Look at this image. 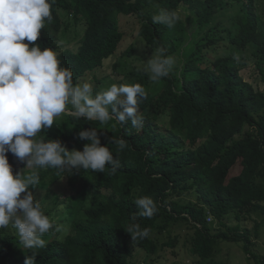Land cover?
Masks as SVG:
<instances>
[{"label":"trees","instance_id":"1","mask_svg":"<svg viewBox=\"0 0 264 264\" xmlns=\"http://www.w3.org/2000/svg\"><path fill=\"white\" fill-rule=\"evenodd\" d=\"M226 1L51 0L53 19L45 21L35 43L42 50L57 52L61 67L72 70L75 85L118 53L126 36L121 27L123 16L139 19L138 35L148 47L164 48L166 55L172 56L177 43L186 37L184 26L180 21L174 27L154 23L153 17L161 10L177 11L185 3L197 9V23L202 26L215 16V7L226 6ZM246 11L233 43L244 49L259 42L264 51L253 0H248ZM64 15L72 16L75 25L82 26L78 52L58 47L60 31L70 26ZM209 38L190 46L183 65L157 82L155 92L140 105L142 128H134L131 121L121 124L114 120L116 129L108 135L102 133L101 144L108 146L118 160L115 172L111 165H106L103 173L38 169L40 181L56 175L79 194L93 191L101 198L86 210V221L76 222L72 233L63 239L43 236V248L27 249L11 233L0 235V264H25L33 255L35 264H131L134 247L156 251L151 235L159 222L169 225L189 221L188 217L202 226L197 228L193 252L208 257L217 238L210 237L206 230L207 212L216 219L235 209L249 211L254 207L264 214V188L255 185V180L264 175V93L244 81L229 59L207 56L206 49L218 41ZM127 51L131 55L133 48ZM66 118L69 121L62 127H58V121L55 132L51 127L36 138L60 139L69 150H83L87 141L79 139V132L95 128L99 133L103 125L72 115ZM160 124L166 126L165 132ZM111 139L125 140L126 147L119 150L109 143ZM8 159L16 173L21 161L11 153ZM190 191L199 194L200 202L180 204L174 200ZM141 197L153 199L156 212L151 218L136 216L134 221L138 212L134 201ZM132 223L147 229L148 236L134 241L124 229ZM221 237L231 238L226 233ZM232 239L240 241L242 236L235 234Z\"/></svg>","mask_w":264,"mask_h":264},{"label":"clouds","instance_id":"2","mask_svg":"<svg viewBox=\"0 0 264 264\" xmlns=\"http://www.w3.org/2000/svg\"><path fill=\"white\" fill-rule=\"evenodd\" d=\"M53 19L51 0H0V229L11 226L24 248L45 247L43 236L51 229L66 231L45 215L41 200L31 191L39 185L38 169L58 171L80 169L103 173L106 165L112 172L118 167L108 146L101 144L98 130H81L86 140L83 150H69L60 139L37 140V134L50 129L56 118L65 113L73 117L105 124L116 120L131 121L134 128L143 127L140 105L148 93L141 84H112L93 95L88 82L73 84V72L61 67L58 54L51 48L41 49L35 43ZM181 20L178 11L161 10L154 23L174 27ZM145 70L153 82L168 77L176 63L164 48L154 49ZM119 150L126 147L123 139H111ZM11 153L26 167L16 174L9 163ZM24 194L23 196L21 194ZM138 212L133 216L151 218L156 204L150 197L134 201ZM134 241L148 236L139 223L124 228ZM28 256L25 264H35Z\"/></svg>","mask_w":264,"mask_h":264},{"label":"rangeland","instance_id":"3","mask_svg":"<svg viewBox=\"0 0 264 264\" xmlns=\"http://www.w3.org/2000/svg\"><path fill=\"white\" fill-rule=\"evenodd\" d=\"M247 2L248 0H228L226 6L215 7L217 11L215 16L208 24L202 26L197 23L199 17L197 9L181 3L177 11L181 15L180 22L184 26L186 37L177 43L176 53L172 55L176 63L171 72L183 65L190 46H198L210 37L218 41L210 49H206V55L229 59L237 65L244 81L252 84L257 91L264 93V51L261 45L255 42L240 49L233 43V39L241 30L240 20L247 14ZM253 7L258 32L264 36V0H253ZM63 18L70 26L63 27L60 31L58 47L61 50L78 52L82 40V26H76L70 15H64ZM121 27L126 36L118 53L106 60L102 68L87 74L80 83H90L93 87V95L112 84L139 83L146 89L149 96L155 92L159 84L153 82L150 74L145 70V62L154 54V49L148 47L138 35L140 28L138 18L123 16ZM130 47L133 48L131 55L127 51ZM180 71L179 69L177 74ZM68 115L71 114L65 113L56 118L52 126L53 132L69 121L66 118ZM58 121L60 125L57 127ZM117 122L113 119L103 124L99 129L100 138H103L102 133L107 132L108 135L116 129ZM162 124H160L161 131L165 132L166 126ZM21 163L17 172L26 167L25 163L22 165ZM255 185L264 188V175L255 180ZM31 191L37 200H41L42 209L50 221L56 225H63L66 229V231L57 232L53 228L44 235V239L56 236L63 239L72 233L73 225L76 222H85L86 210L101 198L99 193L93 191L88 194H79L77 190L68 188L56 175H50L47 179L40 181L39 185L34 186ZM174 200L180 204L200 202L199 194L195 191L183 192ZM184 216L188 217L186 214ZM188 219L189 221L183 220L178 223H169V225L168 222H159V226L151 235V239L157 245L156 251L151 252L134 247L131 264H264V214L260 209L255 207L249 211L235 209L222 219H216L214 214L207 212L206 230L210 237L217 238L213 243L212 254L208 257L193 252L197 228L200 229L202 226L192 221L190 217ZM162 226L166 228L160 231ZM5 233H11L19 238L16 230L11 226L0 229V235ZM224 233L231 238L229 240L222 238ZM235 234L242 236V239L234 241L232 237Z\"/></svg>","mask_w":264,"mask_h":264}]
</instances>
